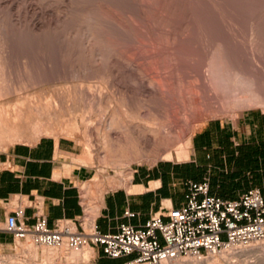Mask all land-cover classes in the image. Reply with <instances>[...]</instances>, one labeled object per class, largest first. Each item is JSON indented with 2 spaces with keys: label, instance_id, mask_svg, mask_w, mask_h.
I'll return each instance as SVG.
<instances>
[{
  "label": "rangeland",
  "instance_id": "obj_1",
  "mask_svg": "<svg viewBox=\"0 0 264 264\" xmlns=\"http://www.w3.org/2000/svg\"><path fill=\"white\" fill-rule=\"evenodd\" d=\"M0 61V102L38 100L47 115L43 125L54 129L40 137L72 139L80 153L76 159L86 153L88 138L94 147L101 145L98 136L85 135L87 117L98 131L106 132L114 120L117 127L133 122L143 132L165 138L159 158L134 161L131 172L114 169L108 160L99 164L105 172L86 164L97 170L95 180L116 172L133 177V169L189 158L181 155L178 161L174 151L188 127L193 139L212 121H237L245 111H264V0H0ZM197 75L216 93L211 108L191 98L199 92ZM152 83L157 93L148 91ZM254 93L261 102L252 98ZM52 97L58 107L47 106ZM30 129L24 128L21 140L0 141V152L18 142H36ZM129 144L113 149L111 161L136 155ZM168 149L173 154L164 153ZM181 181L175 179L177 188ZM108 184L122 186L117 180ZM30 245V240H17L0 249V255L26 251L31 258ZM35 248L38 262L51 260L43 253L51 248ZM56 250L58 256L48 264H83L71 258L69 249ZM237 258L243 264L246 257Z\"/></svg>",
  "mask_w": 264,
  "mask_h": 264
},
{
  "label": "crops",
  "instance_id": "obj_2",
  "mask_svg": "<svg viewBox=\"0 0 264 264\" xmlns=\"http://www.w3.org/2000/svg\"><path fill=\"white\" fill-rule=\"evenodd\" d=\"M190 148L182 163L133 169L134 190L107 184L101 193L94 184L97 170L76 159L80 153L72 139L42 136L33 143L9 146L0 152V249L17 242L6 231L9 214L22 207L28 223L36 220L31 205L35 198L42 199L50 226L57 219L83 217L106 233L118 231L122 223L143 225L155 212L180 206L187 180L209 177L211 193L219 195L218 187L226 186L229 194L222 196L226 198L253 187L264 192L263 110L245 111L237 121L210 122L194 134ZM175 179L182 180V188H177ZM87 183H92L88 193ZM126 211L136 215L129 217ZM92 255L94 264H125L134 257L108 258L99 247L92 249Z\"/></svg>",
  "mask_w": 264,
  "mask_h": 264
},
{
  "label": "built area",
  "instance_id": "obj_3",
  "mask_svg": "<svg viewBox=\"0 0 264 264\" xmlns=\"http://www.w3.org/2000/svg\"><path fill=\"white\" fill-rule=\"evenodd\" d=\"M180 206L155 212L140 226L122 223L116 232H101L95 221L61 218L53 226L35 198L36 220L26 221L18 207L6 220L15 240L37 246L101 248L108 258L134 255L125 264H179L189 258H208L222 252L238 253L264 244V192L250 188L235 198L211 193L210 178L187 180ZM134 217L135 212L126 211Z\"/></svg>",
  "mask_w": 264,
  "mask_h": 264
},
{
  "label": "bare ground",
  "instance_id": "obj_4",
  "mask_svg": "<svg viewBox=\"0 0 264 264\" xmlns=\"http://www.w3.org/2000/svg\"><path fill=\"white\" fill-rule=\"evenodd\" d=\"M33 30H35V29H33ZM153 47H155V46H153ZM1 65H3V63ZM202 76L197 75V82H199V83L196 84V87L199 89L200 93L199 92L193 93L191 98L196 102V105L199 104L202 107H205L207 109V108H211L212 105H214L213 104L214 103L213 98L215 97L216 93H214V91H212V88L209 89V87H207L208 85L206 86L205 83H200V81H204L203 78H205ZM2 77H3V75H2ZM1 79H3V78H1ZM249 81H250V79H249ZM1 83L2 82H0V84ZM250 84L251 83H249V85ZM254 85H255V83H254ZM150 86H151V88L148 89V91L157 93L158 86L155 83H152V85H150ZM1 87H2V84H1ZM254 90H253V92H255ZM1 96H2V94H1ZM253 96L256 98V100H260V102H261V99H259V95L257 93H254V95H252V98H253ZM37 98H39V97H37ZM33 99H31L33 101L31 104H27L21 98H19V100L15 104L11 103L10 101L9 102H0V141L2 143L6 142V141H7V143L8 142L11 143L12 140H21V138H23V130L27 126H29V128H31L29 131L32 130L31 134L33 133V136H34L33 138L36 139V141L39 139V137L42 134H46V135L49 134L50 135V134H52V132H54L53 128H50L49 126L43 125V120H45V116H47L44 114V113H46L44 110L45 108L43 109L42 106L40 107V105H38V103H37L38 100L37 101L35 100L36 102H34ZM53 99L54 98L52 97V100L50 98L49 100L46 101L47 106L50 108H51V106L52 107H58V103L55 101L56 98L54 100ZM242 99H245V98L241 97L240 100H242ZM40 101H42V100L40 99ZM241 102L246 103L247 101L242 100ZM44 105H45V103H44ZM190 111L192 112V109H190ZM186 113L188 114L189 112L186 111ZM193 113H194V111H193ZM48 116H50V114H48ZM47 118L48 117H46V120H47ZM87 118L83 119V123L85 126V135L89 136V134L91 133L96 137L98 136L100 141H101L100 142L101 145L99 146V149L94 147L93 142L88 138L87 142H86V149H85L86 153H84V155H82V156L77 157V159H79L81 162H83L85 164H94V165L97 164L98 167H100V169L103 172L106 171L105 170L106 168L99 166V164L102 160H108L109 162H111L112 167L114 169L118 167L122 172H124V170L131 172L132 171L131 163L134 161H140L143 163L144 162H151L152 163L153 161H155L159 158V155L162 152V145L165 146L167 144V142H165V143L163 142L164 141L163 139H165V138L157 136V134L151 135L149 133L143 132L140 129V127L138 125H135L133 122L125 125L124 124L125 122L123 123V121H122L121 127L120 126L117 127L116 126L117 122L115 123L114 120H111L109 125H107V126L105 125L106 126V132H104L103 130H101V128H99V131H98V127H96L95 123L88 120ZM185 119H186V117H185ZM189 119H190V117H189ZM186 121L188 122L187 119H186ZM189 122H190V120H189ZM77 124H78V122H76V126H77ZM104 124H105V122H104ZM172 127H170L169 129H173ZM75 128H77V127H75ZM188 129H187L188 130L187 132L186 131L183 132L184 134L186 133V135H185V137H182L184 139H182L181 141L179 140L180 142L178 144H176L177 147L173 144L175 146L174 151L177 154L178 161L181 159V155L188 157L190 154V147L192 144L191 132H193V128L188 127ZM130 130H131V133H130ZM171 132H172V130H171ZM25 133L26 132H24V135H25ZM176 141H178V139H176ZM128 143H131L133 145L132 146L131 144H129L133 147L132 150L134 153H136V155H134L130 158L125 157V159H123V160L121 159V161H111V158H113L112 157V150L113 149L117 150V147L118 148H122L123 146L125 147L126 144H128ZM170 143H172V142H169V144ZM114 146L116 148H113ZM167 146H169V145H167ZM171 146H170V148H171ZM154 147H156V149H157L156 151L153 150ZM168 151H171L173 154V151L170 149L166 150L164 153H166ZM113 153H114V150H113ZM169 153H167V155ZM104 162H107V161H104ZM115 174L116 175H114V176L113 175L110 176V175H108V173L107 174L104 173V177H102L99 180H94L95 183L94 182L93 183L95 185L99 186L102 193L105 191V186H106V184H108L109 180L120 181L122 186L128 187L131 190H134L133 188H131L132 175H130L128 177H124V175L122 173L116 172ZM91 184L90 185L88 184L85 186L87 193L89 192V191H87V189L89 190V188L91 187ZM29 247L31 250H30V253L28 252V254H31L34 252V255L31 254V258L27 257L26 251L22 252L23 254L19 253V254H16L14 256H8L7 255V257H5V256L0 255V264H48L49 261H52L54 259L53 256H56V255L58 256V254H59L58 250H56L55 248L49 247L51 249H49V251L44 250L43 253L46 254L47 258L49 256V259H51V260H47L46 263L44 260H43L44 262H38L37 261V255L38 254H37V251L35 248V244L30 245ZM29 247H28V250H29ZM67 249H69V254H70V251L72 252L71 253L72 259L77 258V262H81L83 264H92L90 262V259H91L93 248L91 249V247H89V246H83V247H75V248H67ZM26 250H27V248H26ZM244 254L246 257L243 259V261H245L244 262L245 264H264V244L257 245L252 249L243 250V251L235 253V254L234 253H228V252H222L219 255L208 257L206 259H204V258H189L186 262H182L179 264H202V263L216 264V263H220L221 260H224L225 263H227V264H240V263H237L238 258L236 260H234L233 258L237 255H244ZM246 255H248V256H246ZM32 256L35 259L32 258ZM50 257H53V259ZM72 262H69L68 264H73Z\"/></svg>",
  "mask_w": 264,
  "mask_h": 264
},
{
  "label": "trees",
  "instance_id": "obj_5",
  "mask_svg": "<svg viewBox=\"0 0 264 264\" xmlns=\"http://www.w3.org/2000/svg\"><path fill=\"white\" fill-rule=\"evenodd\" d=\"M191 177H195L196 178V176L195 175H192ZM226 186H219L218 187V192H219V195H221V196H228V192L226 191Z\"/></svg>",
  "mask_w": 264,
  "mask_h": 264
}]
</instances>
